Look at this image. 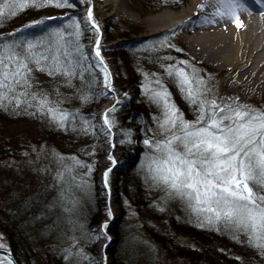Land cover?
<instances>
[{"label": "rangeland", "instance_id": "rangeland-1", "mask_svg": "<svg viewBox=\"0 0 264 264\" xmlns=\"http://www.w3.org/2000/svg\"><path fill=\"white\" fill-rule=\"evenodd\" d=\"M179 1L108 0L106 3L105 0H90L89 3V0H73L76 4L74 8L47 7L24 12L26 17L35 15V19L33 17L30 22L44 19L47 25L52 27L68 23L69 17L79 18L83 30L80 43L87 54L94 56L92 48L95 47L97 34L95 31L87 30L90 26L85 22L87 10L91 7L95 23L100 28L101 57L109 68L111 87L114 89L109 91L104 87L103 74L98 68L94 69L95 80L91 88L80 79H74L72 86L69 87L58 77L54 79L44 73L36 74L40 85L52 94L53 99L56 98L53 93L55 88L66 97L61 105L63 108L79 112L84 117L96 118L92 121L97 126L95 136L61 130L39 114L33 116L7 111L5 120L0 118V132L4 131V134H7L4 140H8L5 143L0 139L3 146L0 151V180L8 182L11 186V197H18L15 201H22L26 197V189L45 193L48 195L47 199L55 203L54 212L60 215L59 220L66 219L64 227L75 233L63 245L50 243L45 246L39 245L36 256L29 261L30 264H58L56 259L65 254V249H72L75 252L79 248H83L85 253L94 257L100 264H102V254L104 257L107 256L108 263V255L104 253V249L112 243L113 236L110 229L120 220L117 200L121 201V205L128 212L124 220L128 232L133 234L135 240L140 243L146 242L147 247L155 250L156 264H229L224 260V262L211 260L213 251L220 253L225 260L234 261L235 264H264V257L259 255L256 249L247 246L245 237L241 236L240 242H237L226 232L197 227L194 217L190 216L179 200L171 199L165 202L164 193L149 187L145 182V172L140 167L147 151L142 143V139L146 138L144 130L148 128L155 130L153 117L160 115L156 105L152 104L145 95V73L162 74L163 69L160 64L172 63L164 60L165 56H171L177 61L187 60L193 64L208 80L209 86L218 96L238 97L242 103L264 107V99H247L234 88L219 85L221 74L218 69L206 62H199L189 53L184 43L186 33L183 30L166 29L157 33L153 31L152 28L158 21L157 16L166 11L174 12L171 6ZM189 2L190 0H187L185 4L180 5L181 8L187 6ZM163 5L169 6L163 7ZM49 17L59 19L50 20ZM17 23L16 21L14 24ZM28 23H21L19 27ZM28 32L36 36L41 35L39 29H29ZM111 37L113 39L109 40ZM162 40L174 47L161 48ZM160 49L167 54L165 56L162 54L161 59L155 60V56L161 55ZM176 49L182 51L178 52ZM85 75L87 79H92ZM119 89L122 90L120 93H118ZM170 91L175 103L184 113L185 119L194 120L196 114L177 89L170 86ZM105 92L107 96L101 95ZM82 93L91 98L88 101L80 99ZM98 100L100 103L96 104ZM117 100L123 103L117 105V111L111 114L116 120V125L112 128L113 135L109 137L100 134L102 119L96 113L102 106L107 105L111 108ZM144 109L148 118L143 117ZM3 113L4 110H0V114ZM128 131L133 133V143H128V137L123 135ZM1 136L3 135L0 134ZM106 139L115 144V147L110 149L111 155L117 161L115 166L106 158ZM129 146L130 148L136 146L139 149L135 161H132L130 152L124 153ZM60 157L65 158L63 163ZM71 157L93 166L90 175H85L87 169L84 168H76L73 172V175L77 176L76 183H79L82 177L87 181V187H77L70 179L63 186L58 182L57 173L64 170V165L71 163L68 159ZM110 167L112 172L109 174V195V189L104 186L101 172ZM122 187H125L123 192ZM92 188L101 200L98 208L100 220L96 227L88 228L86 239L82 240L79 215L83 211V205L78 202H83ZM2 196H0V206L6 198ZM109 207L112 212L111 219L107 211ZM160 208L164 210L161 211ZM71 213L74 214L73 217ZM105 223L109 225L107 235L111 237V241L104 237L93 239ZM184 224L195 225L204 239L181 232L180 227ZM0 237L9 249L6 234L0 231ZM73 237L78 241L75 247H73ZM158 237L165 240L164 245L157 240ZM21 264L27 263L23 261ZM82 264L88 262L83 261Z\"/></svg>", "mask_w": 264, "mask_h": 264}, {"label": "snow or ice", "instance_id": "snow-or-ice-1", "mask_svg": "<svg viewBox=\"0 0 264 264\" xmlns=\"http://www.w3.org/2000/svg\"><path fill=\"white\" fill-rule=\"evenodd\" d=\"M255 3L264 8V0H255ZM209 6L215 8L212 16L229 20L235 17L233 22L238 28L241 26L236 15L237 10L243 8L240 0H205L199 7ZM47 7L74 8L76 4L73 0H0V27L6 20L29 9ZM85 22L90 26L87 30L97 34L94 56L87 54L80 43L83 30L81 20L76 17H69L68 23L57 27L47 25L44 19L32 21L6 36L0 35V110L33 116L39 114L61 130L76 131L85 136L97 135V126L92 123L95 117H84L79 112L63 108L61 105L66 97L55 88L56 98L53 99L36 75L44 73L54 79L58 77L69 87L74 79H80L91 88L95 80L94 69L98 68L103 74L104 87L114 91L111 73L101 57L100 28L95 23L91 7L87 10ZM29 29H39L41 35L28 32ZM160 47L174 45L162 40ZM163 59L172 63L160 64L162 74L145 73V95L160 111L159 116L153 117L156 129H145L146 138L142 139L147 150L140 166L145 172V182L162 191L165 202L179 200L194 217L197 227L226 232L237 242L243 236L247 246L264 257V107L242 103L238 97H220L189 61H177L171 56ZM85 74L92 79H87ZM170 86L175 87L192 108L196 114L194 120L185 119L173 99ZM101 95L107 96V92ZM79 98L88 101L91 97L82 93ZM122 103L117 100L105 111L100 134L113 135L116 120L111 114ZM123 135L128 137V143H133L132 132ZM109 144L115 147L111 141ZM59 159L63 163L65 158ZM68 159L71 163L57 173L62 186L68 179L77 182V176L73 175L76 168L87 169L85 175H90L93 170V166L76 157ZM108 159L113 166L117 164L111 153ZM111 172L110 167L103 174L106 189H109ZM76 186L87 187V181L81 177ZM107 211L111 219V208ZM108 226V223L103 224L93 239L104 237L111 241L107 235ZM72 239L75 247L78 241ZM0 250H4L0 264H14L2 237ZM70 257L77 258L75 264L83 261L100 264L83 248L75 252L65 249L63 258L68 260ZM104 264H107V256Z\"/></svg>", "mask_w": 264, "mask_h": 264}, {"label": "trees", "instance_id": "trees-1", "mask_svg": "<svg viewBox=\"0 0 264 264\" xmlns=\"http://www.w3.org/2000/svg\"><path fill=\"white\" fill-rule=\"evenodd\" d=\"M25 15L22 13L14 19L6 20L3 26L0 27V35L6 36L8 33L14 31L17 26L19 27L21 23L30 22L35 16L26 17L27 15ZM16 21L18 23L14 24ZM112 39L111 37L109 40ZM160 50L161 55L155 56V60L161 59L162 54L164 56L167 54L163 49ZM99 103L98 100L96 104ZM6 114L7 111H4L3 114H0V118L2 117L1 119L5 120ZM143 117L148 118L145 109L143 110ZM0 134L3 135L0 139H3L6 143L8 140H4V137H7V134H4V131L2 133L0 132ZM2 147V142H0V151ZM128 152L131 153L132 161H135L139 149L136 146H132V148L129 146L124 153ZM10 188L11 186H9L8 182L0 180V196L3 195L2 197H6L0 206V231L6 234L9 241L8 248L11 250L18 264L23 263V261L30 264L29 261L36 256L39 245L45 246L50 243L60 246L67 243L69 237L75 234L69 228L64 227L66 219L59 220L60 215L54 212L55 203L53 204L51 199H47L48 195L38 193L35 189H26V197L18 202L15 201L18 197H11L10 192L12 189ZM124 189L125 187H122V192ZM78 203L83 205V211L79 215V223L82 232L81 239L85 240L88 228L96 227L100 220L98 217V208L101 200H99L97 192L92 188L88 196L86 195L85 200ZM117 205L120 212V220L110 229V233L113 236L112 243L104 249L105 254L108 255L109 261L107 264H156L154 258L155 250L147 247L146 243L138 242L135 240L133 234L128 232L124 221L128 212L121 205V201L117 200ZM72 213L71 217L74 216ZM180 231L195 236L196 238L201 237V240L204 239L203 234L196 229L195 225H181ZM153 237L155 238L154 234ZM157 240L162 245L165 244L163 238L158 237ZM216 243L218 244L219 242L217 241ZM213 253V256L210 257L214 262L222 260L221 262L226 261L229 264H235L232 260H225L224 256L220 253L214 251ZM63 257L64 255L56 259L58 264H75L76 258L70 257L68 260H65Z\"/></svg>", "mask_w": 264, "mask_h": 264}, {"label": "bare ground", "instance_id": "bare-ground-1", "mask_svg": "<svg viewBox=\"0 0 264 264\" xmlns=\"http://www.w3.org/2000/svg\"><path fill=\"white\" fill-rule=\"evenodd\" d=\"M186 2L180 0L170 5L174 12L160 13L153 31L183 30L189 53L199 62L218 69L221 74L219 85L232 87L247 99H264V8L255 0H240L243 8L237 10L236 15L241 22L238 28L233 22L235 17L232 20L214 17L211 13L215 8L211 6L201 9L199 6L205 0H190L187 6L181 8L180 5ZM120 5H123L122 2ZM166 6L169 5H163ZM108 108L107 105L102 106L97 116L102 118ZM106 140L105 155L108 158L113 147L109 144L110 140ZM101 260L104 264L103 254Z\"/></svg>", "mask_w": 264, "mask_h": 264}, {"label": "water", "instance_id": "water-1", "mask_svg": "<svg viewBox=\"0 0 264 264\" xmlns=\"http://www.w3.org/2000/svg\"><path fill=\"white\" fill-rule=\"evenodd\" d=\"M7 250L10 252L11 257H12V259L14 261V264H18L17 261H16V259H15V257L13 256L11 250L10 249H7ZM3 254H4V250H0V255H3Z\"/></svg>", "mask_w": 264, "mask_h": 264}]
</instances>
